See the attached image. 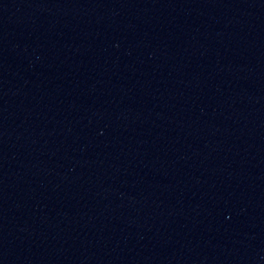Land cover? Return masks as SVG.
<instances>
[{"label": "water", "instance_id": "water-1", "mask_svg": "<svg viewBox=\"0 0 264 264\" xmlns=\"http://www.w3.org/2000/svg\"><path fill=\"white\" fill-rule=\"evenodd\" d=\"M0 264H264V0H0Z\"/></svg>", "mask_w": 264, "mask_h": 264}]
</instances>
